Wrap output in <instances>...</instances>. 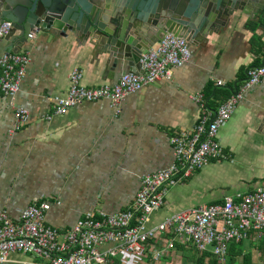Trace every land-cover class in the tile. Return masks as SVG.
I'll use <instances>...</instances> for the list:
<instances>
[{
	"label": "crops",
	"instance_id": "1",
	"mask_svg": "<svg viewBox=\"0 0 264 264\" xmlns=\"http://www.w3.org/2000/svg\"><path fill=\"white\" fill-rule=\"evenodd\" d=\"M263 7L264 0H249L242 17L190 45V62L174 70L171 81L156 82L128 96L119 114L108 101H96L48 119L55 105L52 97L67 93L74 69L82 70L88 88L116 84L132 69L129 64L115 68L100 62L94 47L35 36L22 51L30 52L32 63L17 95V102L30 110V124L12 133L15 108L9 97L0 95V212L7 211L16 220L25 208L48 202V224L67 231L90 211L129 208L143 177L174 162L171 136L198 123L201 110L192 95L202 93L215 109L222 101L215 92H231L249 68L264 66ZM12 46L5 39L0 57ZM218 80L224 86L217 87ZM236 109L219 131L230 158L212 160L173 186L156 220L244 195L264 181V78L247 90ZM213 181L218 184L210 185ZM35 261L39 260L16 252L5 264Z\"/></svg>",
	"mask_w": 264,
	"mask_h": 264
},
{
	"label": "built area",
	"instance_id": "2",
	"mask_svg": "<svg viewBox=\"0 0 264 264\" xmlns=\"http://www.w3.org/2000/svg\"><path fill=\"white\" fill-rule=\"evenodd\" d=\"M13 22L0 23V45L12 31ZM192 57L189 43L175 34L145 54L140 63L144 73H124L116 84L88 88L81 69L69 73L70 86L65 95L52 97V114H65L83 103L108 101L120 113V106L130 95L160 81H171L174 70L188 64ZM29 51L4 53L0 57V95L11 99L15 108L12 133L31 122L30 110L17 102L21 85L29 73ZM246 78L212 109L202 93L192 95L200 107L198 123L187 132H177L170 142L175 160L167 168L147 174L129 208L114 213L101 209L87 213L71 229L61 231L48 224V202L25 208L16 220L7 211L0 212V264L10 262L13 253L32 255L39 261L30 264H112L130 262L131 257L149 263H161L167 253L180 243L196 252H211L224 264L233 243L258 242L264 238V181L253 191L223 202L199 205L172 213L163 220L156 214L167 204L170 189L183 183L212 160H228L219 131L236 112L238 103L252 86L264 78V66L247 70ZM216 86L224 82L216 81Z\"/></svg>",
	"mask_w": 264,
	"mask_h": 264
},
{
	"label": "water",
	"instance_id": "3",
	"mask_svg": "<svg viewBox=\"0 0 264 264\" xmlns=\"http://www.w3.org/2000/svg\"><path fill=\"white\" fill-rule=\"evenodd\" d=\"M248 1L0 0V23L13 22L6 38L13 45L8 53H21L38 34L50 35L94 47L100 62L115 68L129 64L138 74L144 73L142 57L167 34L193 45L242 17Z\"/></svg>",
	"mask_w": 264,
	"mask_h": 264
},
{
	"label": "trees",
	"instance_id": "4",
	"mask_svg": "<svg viewBox=\"0 0 264 264\" xmlns=\"http://www.w3.org/2000/svg\"><path fill=\"white\" fill-rule=\"evenodd\" d=\"M232 91L229 92L228 90H221L220 92H215L214 97H221L223 100L226 99L232 93ZM177 246L185 251V254L188 252L190 253V251L185 250L186 248L180 243H178ZM254 250H258L261 254L260 257L264 259V238L258 242L252 241L249 247L245 246V242L231 244L227 262L224 264H257ZM192 254L193 255L188 258L194 264H222L217 256L211 252H195ZM118 263H120V261L115 260L112 264Z\"/></svg>",
	"mask_w": 264,
	"mask_h": 264
},
{
	"label": "rangeland",
	"instance_id": "5",
	"mask_svg": "<svg viewBox=\"0 0 264 264\" xmlns=\"http://www.w3.org/2000/svg\"><path fill=\"white\" fill-rule=\"evenodd\" d=\"M217 184H218L217 181H213L210 183V185H213V186ZM227 188L231 189V187H227ZM157 216L160 217L159 215ZM250 244H251V241H245L246 247H249ZM185 250L190 251V253L188 252L187 254H185V251H183L177 246L176 250H172L170 251V253H167L164 260L158 264H194L190 261L188 257H191L193 255L192 253H195L196 251L192 248H186ZM254 255H255L257 264H264V259L260 257L261 254L258 250H254ZM30 258H32V255H30ZM128 260H130V262H122L118 264H154V263H149L146 261H143V262L139 261L140 259L135 258V257H131Z\"/></svg>",
	"mask_w": 264,
	"mask_h": 264
}]
</instances>
